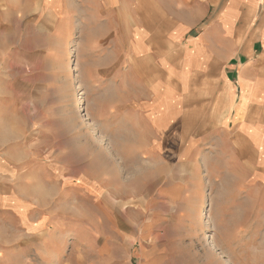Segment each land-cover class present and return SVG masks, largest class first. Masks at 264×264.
Returning a JSON list of instances; mask_svg holds the SVG:
<instances>
[{
	"label": "crops",
	"instance_id": "crops-1",
	"mask_svg": "<svg viewBox=\"0 0 264 264\" xmlns=\"http://www.w3.org/2000/svg\"><path fill=\"white\" fill-rule=\"evenodd\" d=\"M64 1L43 0L53 11ZM75 1L91 11L79 21L81 43L92 53L80 70L91 129L76 121V174L67 171L65 147H53L61 130L48 131L43 154L27 145L14 166L44 167L54 189L70 181L91 202L72 218L87 235L117 233V203L125 204L119 226L140 236L141 264H172L175 244L200 227L186 211L201 201L204 186L228 175L238 186L264 180V0ZM101 10L115 12L104 52ZM133 152L156 156L139 165L145 189L138 197L128 194L131 176H124ZM136 198L138 206L126 211ZM59 218L29 216V230L60 228Z\"/></svg>",
	"mask_w": 264,
	"mask_h": 264
},
{
	"label": "rangeland",
	"instance_id": "rangeland-1",
	"mask_svg": "<svg viewBox=\"0 0 264 264\" xmlns=\"http://www.w3.org/2000/svg\"><path fill=\"white\" fill-rule=\"evenodd\" d=\"M43 3L0 0V264H141L140 236L123 234L119 226L125 204L117 203L121 206L116 208L117 233L87 235L72 218L89 210L91 202L82 199L70 181L54 189L45 183L49 172L44 167L14 166L29 152L24 149L27 145L33 154H43L50 146L48 131L61 130L65 135L55 139L53 147H65L71 162L67 171L75 175V131L81 124L76 121L84 124V131L91 129L80 70L83 63H91L92 53L89 44L81 43L79 21L91 11L83 12L75 0L54 3L55 11ZM114 13L100 12L101 52L114 34L107 29ZM60 19H67L63 28ZM92 31L91 26L88 34ZM132 144L135 151L134 140ZM141 157L133 152L131 170L126 165L124 172L125 177L131 176L128 194L137 197L145 189L140 172L145 167L139 165L147 161L150 166L156 156ZM236 182L228 175L211 187L204 186L201 201L186 211L193 222L199 220L200 227L181 237L175 244L179 250L168 254L169 262L264 264V180L245 186ZM137 206L138 198L127 202L126 211ZM47 213L60 217L64 226H49L38 234L29 230V216Z\"/></svg>",
	"mask_w": 264,
	"mask_h": 264
},
{
	"label": "bare ground",
	"instance_id": "bare-ground-1",
	"mask_svg": "<svg viewBox=\"0 0 264 264\" xmlns=\"http://www.w3.org/2000/svg\"><path fill=\"white\" fill-rule=\"evenodd\" d=\"M76 88H78V89H79V88H80V86L78 85V86H76ZM80 94L82 95V92H80ZM79 98H81V97H79ZM231 136H232V135H231Z\"/></svg>",
	"mask_w": 264,
	"mask_h": 264
}]
</instances>
